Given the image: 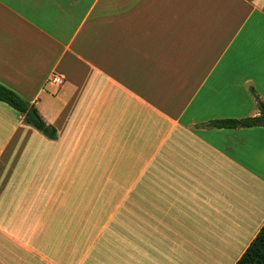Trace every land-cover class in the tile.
I'll return each instance as SVG.
<instances>
[{"label":"crops","instance_id":"obj_1","mask_svg":"<svg viewBox=\"0 0 264 264\" xmlns=\"http://www.w3.org/2000/svg\"><path fill=\"white\" fill-rule=\"evenodd\" d=\"M0 84L57 131L0 102V264H235L264 225V125L209 126L260 115L264 0H0Z\"/></svg>","mask_w":264,"mask_h":264},{"label":"trees","instance_id":"obj_2","mask_svg":"<svg viewBox=\"0 0 264 264\" xmlns=\"http://www.w3.org/2000/svg\"><path fill=\"white\" fill-rule=\"evenodd\" d=\"M0 102L16 110L21 116L24 117V120L27 123L32 124L45 136L49 138L57 137L56 129L53 126L48 125L42 119L36 108L31 106L26 100L3 84H0ZM259 108L260 115L257 117L246 118L242 120H218L211 122L209 126L214 128L234 129L240 127H254L264 125V105L260 103ZM30 109H34L38 114V120L26 115ZM235 264H264V225Z\"/></svg>","mask_w":264,"mask_h":264},{"label":"rangeland","instance_id":"obj_3","mask_svg":"<svg viewBox=\"0 0 264 264\" xmlns=\"http://www.w3.org/2000/svg\"><path fill=\"white\" fill-rule=\"evenodd\" d=\"M100 199H99V206H101V204L103 203ZM98 216H104V208L99 207V209H98ZM210 260L212 261L214 259H210ZM234 260H235V258H228V259L225 260L226 261L225 264H233Z\"/></svg>","mask_w":264,"mask_h":264},{"label":"water","instance_id":"obj_4","mask_svg":"<svg viewBox=\"0 0 264 264\" xmlns=\"http://www.w3.org/2000/svg\"><path fill=\"white\" fill-rule=\"evenodd\" d=\"M26 115H27L28 117H31V118L35 119V120H38V119H39V116H38V114L35 112L34 109H30V110L27 112Z\"/></svg>","mask_w":264,"mask_h":264},{"label":"built area","instance_id":"obj_5","mask_svg":"<svg viewBox=\"0 0 264 264\" xmlns=\"http://www.w3.org/2000/svg\"><path fill=\"white\" fill-rule=\"evenodd\" d=\"M53 82L54 83H62V79L60 77H54Z\"/></svg>","mask_w":264,"mask_h":264}]
</instances>
